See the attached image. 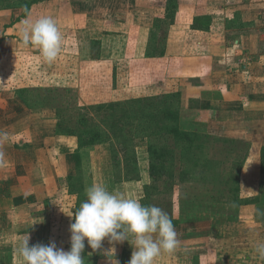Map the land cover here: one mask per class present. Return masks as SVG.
<instances>
[{
    "label": "crops",
    "instance_id": "crops-1",
    "mask_svg": "<svg viewBox=\"0 0 264 264\" xmlns=\"http://www.w3.org/2000/svg\"><path fill=\"white\" fill-rule=\"evenodd\" d=\"M10 1L3 7L0 0V132L9 137L0 143L6 160L0 166V264H15L11 234L34 231L42 224L48 231L45 217L50 215L53 225V217L64 214L56 199L68 193V180L78 177L79 139L58 132L64 111L57 96H34L32 88L43 85L19 79L28 68L20 61L39 52L21 43L19 30L26 18L35 20L39 8L48 7L43 16L55 18L60 32H72L80 45L83 38L96 39L93 33L103 34L100 58H92L94 49L88 46L85 61L105 64L108 73L110 64L112 71L116 68L117 93L122 89L124 98L113 91L108 102L132 99L137 92L132 76L151 70L154 77L140 80L138 97L176 80L183 108L193 114L188 122L201 121L206 134L248 144L264 155V0H179L165 56L157 58L147 56L148 45L154 27L164 20V5L155 6L152 17L137 8L140 0H32L24 15L16 0ZM110 38L129 40L132 49H124L117 60L110 56L118 51L110 46ZM71 51L79 56L76 48ZM22 90H27L24 97ZM245 183L241 182V198L263 200L257 183L251 186L255 194L246 191ZM263 207V201L244 204L229 214L228 206L214 205L208 218L195 223L181 222L179 212L178 247L171 254L162 253L154 264H264L254 252L264 242ZM217 212L224 220L214 228L210 215ZM223 226L227 231L214 235ZM66 247L70 249V242ZM123 259L116 258L128 264Z\"/></svg>",
    "mask_w": 264,
    "mask_h": 264
},
{
    "label": "rangeland",
    "instance_id": "rangeland-1",
    "mask_svg": "<svg viewBox=\"0 0 264 264\" xmlns=\"http://www.w3.org/2000/svg\"><path fill=\"white\" fill-rule=\"evenodd\" d=\"M165 1L166 0H140L141 3H138L139 5L137 8L140 7L145 12L147 11L150 13L151 11H154L155 6L159 7L164 5L165 7ZM46 10H49V8L46 7L44 9H37L38 13H36L37 17L35 19L43 16ZM150 15L153 17L154 12H151ZM169 23V21L164 23L162 20H160L159 28L153 29L155 38L156 34H158L159 38L157 39L155 45L157 50H161L163 46H165L164 51H166L170 28ZM61 35L62 46L57 59L53 63L49 64L44 61L40 52H36V55H30L32 59L29 61H27V58L23 56L24 59L20 62H25L28 64V68L19 74V79H33L36 80L34 85L36 83H38V87L43 85V88H32V95L34 96H57V104L64 111V116L67 118V125L72 126V128L75 129L78 128L77 123L79 118L85 114L88 116L91 123L96 122V119H94L96 116L94 108L99 104L110 101L113 91H116L114 92L115 96H119L121 98H124V94L122 89H120L117 93L118 89L116 86V81H114V76L116 75L113 74L116 71V68L114 71H112L114 68L111 67L112 64H110V73H108L106 71L107 67L105 64L85 61V58L88 54L86 51L88 46H91V49H95L92 52L91 57L98 58L99 56L100 58L101 54H99L98 51L101 49L103 44L101 39L103 34L100 36L96 33H93V36L97 37L96 39L92 38L91 40H87L83 38L82 41L84 42L81 44L82 47L80 45V41L76 40L77 37L72 32H62ZM129 43V40L126 42H118L117 39L110 38V46L114 45L115 48L118 47V51L110 52V54H114L110 56H113L117 60L122 59L125 54L124 49L126 50L127 47L132 49L129 47ZM75 48L76 51H78L79 56H75L74 52L71 51H74ZM110 50L115 51L113 47H110ZM40 65L44 66V70H38ZM109 74L110 77L106 78V76ZM134 74L135 75L132 76V78H134L132 87L136 86L133 88L134 91H137L134 94V97H138L140 96L138 95V85H141L140 80L153 78L154 73L150 70L146 74L141 75L139 72H135ZM167 79L164 78V80ZM174 82L167 81L164 83L165 86L162 88L151 89L150 94L138 98L160 97L163 99L169 94L179 93V83L176 80H174ZM134 97L132 99H134ZM90 106H93V109L89 111L90 113H88L86 107ZM181 106L182 121L186 125L193 114L185 111L186 108L184 109L182 104ZM163 114L164 113H161L160 116L163 117ZM189 122L193 123V125L202 124L201 121L196 120ZM153 126L156 127L155 124ZM129 128L130 127L127 126V132L129 131ZM110 135H113L111 128ZM85 136L87 135L85 134ZM111 138L112 136L110 137V140H112ZM84 141L85 143L89 142L86 140ZM135 142V154L137 156L139 170L138 172L135 171V173L130 174L131 180L127 179L125 176V157L127 153H132L125 151L123 146L118 144L116 140L113 142V146L110 142L103 144L98 143L94 146H86L83 148L85 149V151H83H88V153L82 154V166L80 173L78 172V177L73 181L68 180V193H62L61 197L56 199L58 207L60 206L64 209V214L62 213L60 216H54L53 218L55 220V224L53 225L51 224V220L49 218L50 215L45 217L43 222H48V231L46 230V224H42L39 225V227H37L34 231L28 230L21 232L19 235L11 234V252L15 259V264H22V258L16 254V249L19 243L26 237V235L30 237V246L37 243L47 245L50 242H54L57 248H63L64 250L67 249L68 251L66 246L70 242L71 233L69 229L73 220V216L80 203L86 199V189L92 186L94 183H102L108 188L109 191L116 190L129 198L138 199L143 205H156L167 212L172 218V221H179L180 212L181 222L194 221L195 223L204 217L208 218L209 214L206 213L208 210H210V208H213L214 205H226L228 206V210H226V212L228 211L229 214L234 213L231 205L232 202H230V200L228 201V199L226 201L225 197L229 192V188H227L223 193L220 190H218L219 192L216 190L212 192L211 190L204 189L203 186L199 185V181H201L199 180L201 174L199 170L196 171L195 174H189L186 177L187 180L183 181V178L185 177L183 172L186 171V166H188L186 163H190L189 161H193L192 159L181 158L180 153L179 155L177 154L176 158H174L175 162L173 163L172 168L173 177H169L168 175H162L159 177L154 175L152 173V169L150 168L151 163L148 152V142L143 139H137ZM113 148L119 152L117 165L114 164L113 160ZM259 153L262 152H256L248 144H225L218 142L213 151H207L205 152L204 156L199 155L200 158L196 159H199L198 162L200 164H204V158L208 155L210 156L208 158L211 160L221 161L225 166L220 171V176L227 178L231 175V173H233L236 178H239L240 182H246L245 186L248 193H256V191L253 190L251 186L254 185H252V182L257 183L258 186L262 188V196L264 200V175L261 174L263 162H259V157L264 158V156H260ZM236 162L237 167L235 166ZM258 178L260 182L258 181ZM168 187H171L172 189ZM232 187H235V185L233 184ZM192 197H197L198 199H193ZM230 197L233 198L232 196ZM261 212L263 215L260 220L264 222V207L262 208ZM72 213L73 216H71ZM217 213L218 214H214V216L210 215V218L214 219L212 221L214 228L215 226L218 227L219 225H223L222 222L224 218L220 216L219 212ZM224 227L225 226H223V228L219 229L218 231H215L214 235H216V232L220 234L219 231L223 230ZM224 231H227V229L221 232ZM13 235H15V238ZM192 243H194V245L197 244V242ZM65 244L66 246L64 247ZM85 244L86 252L83 251L82 253V258L84 259L85 264H111V261L114 259L116 260L117 257H120L121 260L123 259L122 257H125L123 261L126 263L128 262V259L130 260L133 251V248L128 241H125L122 244H109L108 240L105 239L102 241V247L98 250L91 249L87 245L86 240ZM112 247H115L116 250L114 257L110 253L107 255L108 250ZM224 258L225 256H222V259Z\"/></svg>",
    "mask_w": 264,
    "mask_h": 264
},
{
    "label": "trees",
    "instance_id": "trees-1",
    "mask_svg": "<svg viewBox=\"0 0 264 264\" xmlns=\"http://www.w3.org/2000/svg\"><path fill=\"white\" fill-rule=\"evenodd\" d=\"M2 2L3 7L9 6L11 3L10 0H2ZM16 2L18 7L25 10L24 15H26L32 5V0H16ZM178 5L179 0L165 1V15L162 22L165 23L169 21L170 25L173 23ZM156 28H159V23L156 25ZM157 39H159L158 36L155 38L152 31L147 53L149 58L165 56V46H163L161 50L155 48ZM94 59H99V56ZM26 91L27 90H22L19 93L24 97ZM181 104V92L169 94L163 99L160 97H149L102 103L94 108L96 112V118L94 117V119H96V122L91 123L88 116L85 114L79 118L77 123L78 128L73 129L72 126L67 125V118L61 116V128L58 132H64L66 135L78 137L80 147L76 155V160L79 173L82 166V154L88 153V151L84 152V147L110 142L113 146V142L116 140L118 144L123 146L125 151L132 153H127L125 157V176L127 179H130V174L135 173V171L138 172L139 170L137 156L135 154V140L143 139L148 142V152L151 163L150 168L154 175L159 177L162 175L173 177L172 168L175 162L174 158L180 153L181 158L193 160L189 161L190 163H186L188 166H186V171L183 172L185 176L183 181L187 180L186 177L189 174H195V172L199 170V172H201L199 178L201 181H199V185L203 186L204 189L211 190L212 192L220 190L223 193L229 188V192L225 197L226 201L228 199V201L230 200V202H232L231 205L233 209L244 204L259 203L261 201H263L264 204V200H261V198L253 200L241 198V182L239 178H236L233 173L227 178L220 176V171L225 166L221 161L211 160L208 158L210 156L207 155L204 158V164L198 162L199 159L196 158H200L199 155L204 156L207 151H213L218 142L225 144H237V142L206 134L202 130V124L193 125V123L188 122V124L185 125L182 121ZM92 109L93 106L86 107L88 113H90L89 111ZM161 113H164L163 117L160 116ZM154 124L156 127L153 126ZM127 126L130 127L128 132L126 130ZM110 128L112 129L113 135H110ZM85 134L87 136H85ZM111 136L113 141L110 140ZM83 139L89 142L85 143ZM113 155L114 164L117 165L119 156L118 150L113 148ZM262 160L261 174L264 175V158H262ZM235 166L237 167V162ZM233 184L235 187H232ZM168 188L172 189L171 187ZM192 198L198 199L197 197ZM172 222L174 227L180 224L179 221L176 220ZM84 251L86 252V246Z\"/></svg>",
    "mask_w": 264,
    "mask_h": 264
},
{
    "label": "clouds",
    "instance_id": "clouds-1",
    "mask_svg": "<svg viewBox=\"0 0 264 264\" xmlns=\"http://www.w3.org/2000/svg\"><path fill=\"white\" fill-rule=\"evenodd\" d=\"M19 31L21 43L38 49L45 62L51 64L57 59L62 35L55 18L41 16L34 21L26 18ZM8 139L7 133L0 132V143ZM5 163V154L0 151V166ZM69 230L68 251L57 248L54 242L30 246V237L26 235L16 254L22 258V264H85L82 258L85 240L91 249L98 250L107 239L109 244L130 243L133 251L128 264H154L162 253L171 254L178 247L177 232L167 212L156 205H143L119 191H109L102 183L86 189V199L76 209ZM115 251L112 247L107 255L114 257ZM254 252L264 261V242L258 243ZM114 264L119 261L114 259Z\"/></svg>",
    "mask_w": 264,
    "mask_h": 264
}]
</instances>
